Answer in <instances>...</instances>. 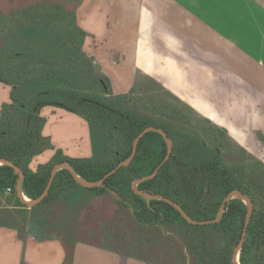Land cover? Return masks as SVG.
Masks as SVG:
<instances>
[{"label": "crops", "instance_id": "crops-1", "mask_svg": "<svg viewBox=\"0 0 264 264\" xmlns=\"http://www.w3.org/2000/svg\"><path fill=\"white\" fill-rule=\"evenodd\" d=\"M136 1L104 0L106 6L112 5V15L117 21L111 36L120 35L121 46L126 47L127 53L131 52L134 37L140 34L142 13L146 12L147 27L149 25L155 35L151 46L156 55L155 62L169 59L190 76L200 74L204 86L202 100H219V108L212 112L227 121L230 128L225 130L236 141L240 155L264 163V43H251L244 39L237 44L239 39L236 38L264 36V29L256 26V11H244L241 0ZM245 3L256 6L262 1L245 0ZM90 20L94 23L90 30L97 37L103 28V17L94 11ZM248 20L250 24L254 23L244 26ZM131 31L135 35L129 40L122 38ZM59 41L57 37L55 46L60 45L57 44ZM74 44L63 42L71 52L75 50ZM55 46L47 49L37 45L36 49L58 52ZM30 49L26 46L25 51ZM125 56L127 60V54ZM247 61L249 66H244L242 76L249 78V82L257 85L259 90L247 88L246 83L236 77V68ZM118 65L129 69V63ZM137 66L146 64L140 59ZM192 68L198 69L195 75ZM130 72L126 70L125 75L131 74L133 86L139 78L135 81V71ZM142 72L139 82L146 83L148 79L145 76L149 75ZM120 73L116 72V80L112 79L118 85L122 82L119 80ZM236 84L240 86L236 87ZM115 88L118 89L117 85ZM9 95L10 87L0 82V113L2 105L9 102ZM40 115L46 119L42 135L50 140L51 147L32 159L30 170L35 171L39 165L48 163L56 150L70 159L91 160L87 136L65 124L66 121L76 120L86 130L85 122L76 115L51 106L44 107ZM208 120L214 124L217 121L210 117ZM233 129L235 134L231 133ZM93 195L99 196L101 205L107 210L120 215V205L106 192L89 190L80 184L66 191L55 189L47 199L35 205L31 204L32 200L24 195L22 189L20 194L15 189L3 193L0 196V264H160L154 259L161 255L158 239L137 235L138 231L143 233V225L134 222L132 228L137 236L120 238L110 236L108 214L102 215L107 219L104 222L94 221L97 212L91 204H86ZM62 200L66 204H62ZM82 211L87 212L89 218L84 224ZM82 233L86 235L81 236ZM135 243L137 250L133 247Z\"/></svg>", "mask_w": 264, "mask_h": 264}, {"label": "flooded vegetation", "instance_id": "flooded-vegetation-1", "mask_svg": "<svg viewBox=\"0 0 264 264\" xmlns=\"http://www.w3.org/2000/svg\"><path fill=\"white\" fill-rule=\"evenodd\" d=\"M81 38L80 35L76 39L71 55L64 49L62 65L69 58L78 80L91 75L88 91L80 96V103L97 106L105 115L109 163H117L116 167L122 164L119 169L123 170L120 180L100 188L109 195L114 190L120 196V200L113 196L112 199L122 210L131 211L132 221L149 228V238L157 239L160 227L164 226L180 232L186 242L192 238L207 249L214 234L230 242L222 230L233 219L240 228L233 237L234 249L245 229L241 252L255 235V227L264 226V163L245 161L228 132L210 125L198 111L195 118L191 115V121L179 114L176 107L158 104L150 96L142 100L138 97L141 92L114 93L110 78L93 73L86 59L78 54ZM119 127L121 136L117 134ZM130 130L138 132L132 140ZM240 196L252 205L247 226L248 204L242 203ZM236 204L244 212L242 217H236L235 209L228 219L230 207Z\"/></svg>", "mask_w": 264, "mask_h": 264}, {"label": "rangeland", "instance_id": "rangeland-1", "mask_svg": "<svg viewBox=\"0 0 264 264\" xmlns=\"http://www.w3.org/2000/svg\"><path fill=\"white\" fill-rule=\"evenodd\" d=\"M256 1H262V3H258L255 6L251 5L250 3H245V0H241L240 2L242 3V9L244 11H256V26L257 28L264 29V0ZM131 7L135 9L138 8L137 6ZM112 10V5L106 6L104 4V0H0V59L6 58V54L8 53L7 51L14 53L27 52L25 51L26 46L33 50H37V45H41L43 48L52 49L57 42V37H59L60 41L57 44L60 45L55 46L59 51L56 52L55 55L56 58L63 60L65 57L64 49H66V47L63 45V42L65 41L73 44L72 41L67 39V35L69 33L73 36L76 35V39L81 35L83 41H81V47L77 46L78 54L82 59H86V62L88 66H91L90 70L93 73L95 72L101 77H109L111 82L112 79L116 80L114 77L116 72H121L123 74L122 75L120 73L121 75L119 77V80L121 79L122 81L121 84L118 85L114 81L112 82V89L114 93L141 92L142 95L138 97L142 98V100L143 98L150 96L158 104H165L171 108L176 107L178 108L179 114H185V116L191 121L193 117L199 112L203 119H205V117L207 119L208 117L212 118L213 120L216 119V124L209 122L210 125L214 126L215 128L222 131H226L225 129L228 127L230 128L225 119L220 118L218 115L215 116L214 112H212V110H217L216 108L220 106L219 100H216L215 98L214 100L211 98L209 102L202 100L204 86L202 85V77H200V74L198 76H190L188 73H186L185 69H183L181 66H177L176 62L170 61L169 59H165L163 62H155L156 55L154 54V50H152L151 47L152 44H154L155 35L153 32H151L149 25L147 27L148 21L144 17L145 14L147 15V13H142L140 34H137L134 37L135 41L131 46L132 51L127 53L125 50L126 47H122L121 43L119 42L120 35L118 37L111 36L114 28H116L117 22L115 18H113L114 15H112ZM94 11H98L103 17V28L101 30V34L97 37L94 36L91 31L94 23H92L90 17ZM253 23L254 22L252 21V24ZM238 24L241 25L240 22H238ZM252 24H250L248 20L245 22L244 26L249 27ZM133 34L135 35L134 31H131L128 33L127 37L124 36L122 38L129 40ZM236 38L239 39H237V44L244 42L242 41L244 39L249 40L251 43H264V36L260 35H256L254 37L240 36ZM125 46H128V44ZM126 54L128 57L127 60L125 59ZM140 59L146 64V66H137L138 60ZM120 63H129V69L125 67H118V64ZM244 66H249L248 61L246 63H241L240 66L236 68V71H238L236 77H240L239 79L241 82L244 81L246 83L247 88L251 87L252 89L256 88L255 90H259L257 85L249 82V78L242 76L245 73ZM126 70L128 72L131 71L130 73H132L133 70L135 71V81H137L138 78L140 81V77H142L140 74L143 73V70L149 75L145 76L148 81L146 83H140L138 81V83L135 82L132 86V76L130 74L126 77ZM196 70L198 69L192 68L194 75ZM2 76L3 78H6V75ZM75 76L76 78L79 77V75L76 73ZM89 76L91 77V75ZM90 77H81L79 80L77 79L75 84L76 88L79 89L78 92H80V95L85 94V92L88 91L86 87H89ZM116 85L118 89L115 88ZM239 86L240 84H236V87ZM230 87L232 86L230 85ZM131 88L134 89L130 90ZM71 102L72 100H69L68 103ZM58 109L76 115L80 121L86 123L87 128L85 130L78 124L76 120L65 122V124H67L70 128H73L75 132H81L80 134L87 136L91 149V160L88 161H91L92 163L103 162L108 155L107 139L104 136L105 132L107 133V130L105 128L100 130V128H97L96 125L90 123L85 117L73 112H69L62 108ZM231 133L235 134L234 129L231 130ZM242 133L246 132L243 131ZM237 135L239 134L236 131V136ZM241 157L244 158L245 161L250 160L255 162V160L249 156L246 157L245 155L241 154ZM108 197L111 199L112 195L108 194ZM237 197L238 196L236 195V200ZM242 203L245 205L247 204L245 200ZM62 204L66 203L62 200ZM86 204H91L93 209L97 212L96 219H90H95L94 221L98 223L101 221L104 222L108 219V221L111 223V227H109V229L111 228V231H109L110 236L120 238H131L137 235H144L146 238L147 236H150L148 234L149 228H145L143 233L138 231L139 233L136 235V231H133L132 228L134 226V221L131 220L130 210H122V208L119 206L121 212L120 215H118L116 212L107 210L105 207H103L101 205L99 196L95 195H93L91 201H88V203L86 202ZM100 210L102 212H99ZM105 213L108 214L107 219L105 216H102ZM87 214V212L82 211V224H84L87 219H89L87 218ZM104 228L106 230V227ZM85 235L86 234L84 233L81 234V236ZM159 235L160 236L157 237L159 241V247H157L160 248L161 255L158 257L159 259L157 256L154 258L156 263L198 264L193 254L188 251L187 242L180 232L162 226L160 227ZM208 244H212L214 250L216 251L227 245L226 241L220 238L217 234H214L209 239ZM134 245H136L133 246L134 249L137 250V244L135 243ZM151 247L152 246H150V248ZM229 249L232 253L234 251V245L230 246ZM237 254L238 256L235 264H241L239 250ZM146 256L149 257V255ZM246 260L249 262V257L246 258Z\"/></svg>", "mask_w": 264, "mask_h": 264}, {"label": "trees", "instance_id": "trees-1", "mask_svg": "<svg viewBox=\"0 0 264 264\" xmlns=\"http://www.w3.org/2000/svg\"><path fill=\"white\" fill-rule=\"evenodd\" d=\"M74 36L69 33L67 39L76 42ZM7 52L6 58L0 59V82L9 85L11 92L9 102L2 105L0 113V160L9 161L22 170L24 179L21 189L24 195L31 200L37 199L44 191L54 166L64 162L69 163L76 174L88 183L99 181L113 170L117 163L111 165L109 163L110 146L106 132L104 136L107 139L108 155L101 163L70 159L63 156L61 151L56 150L48 163L39 165L35 171L29 169L32 159L51 147L50 140L42 135L46 122V119L40 115L42 108L54 106L73 112L85 117L100 130L104 128L107 130L105 115L101 114L97 106L80 103L81 95L75 84L77 82L76 71L70 65L69 58H65L67 62L63 66V60L56 58L54 50L30 49L25 53ZM72 53L69 51V55ZM2 75H6V78ZM69 100L72 102L68 103ZM83 108H86L88 112ZM129 133L130 140L135 138L134 134L138 135L135 130H130ZM117 134L121 136L120 127L117 129ZM122 172L123 170L119 169L114 175L105 179L103 187L108 182L120 180L123 177ZM17 180L18 174L11 167L0 164V190L11 188L13 191ZM78 185L68 170L60 169L56 173L49 195L55 189L66 191ZM89 190L105 192L100 187ZM235 209L236 217L238 214L242 217L244 212L241 206L236 204V207H230L227 213L228 219L232 218ZM260 216L256 217L260 219ZM135 219L139 220L137 214H135ZM238 230L240 231V228L237 227L235 221L230 219L228 227L222 230V234L230 239L227 245L216 251L212 244H208L206 249L205 245L188 238V251L193 254L198 264H231L229 247L234 245L233 237ZM255 230L256 233L252 236V240L246 242L240 252L241 264H264V226L258 224ZM248 257L249 262L246 260Z\"/></svg>", "mask_w": 264, "mask_h": 264}, {"label": "water", "instance_id": "water-1", "mask_svg": "<svg viewBox=\"0 0 264 264\" xmlns=\"http://www.w3.org/2000/svg\"><path fill=\"white\" fill-rule=\"evenodd\" d=\"M142 136V134L136 139L135 141V145L137 144L139 138ZM0 164H4V165H7L9 167H11L14 172L16 174H18V180H17V183H16V186H15V190L20 194L21 193V184H22V181L24 179V173L22 172V170L15 166L13 163L9 162V161H4V160H0ZM122 164L118 165L116 168H114L112 171L108 172L102 179H100L99 181L97 182H92V183H88L86 182L85 180H83L80 176H78L75 172V170L72 168V166L67 163V162H64V163H61V164H58V165H55L54 168L52 169L51 171V175H50V178H49V181L44 189V191L41 193V195L35 199V200H32L31 201V204L32 205H35V204H38L40 202H42L43 200H45V198L49 195V192H50V189H51V186L53 184V181L55 179V176H56V173L60 170V169H66L68 170L71 175L73 176V178L75 179V181L80 184L81 186L85 187V188H89V189H92V188H98L100 186H103V183H104V180L107 179L109 176H111L112 174H114L121 166ZM109 193L115 198V199H118L120 200V196L114 191V190H110ZM243 200L246 201V203L248 204V208H247V214H246V226H247V222L249 220V217L252 213V205H251V202L249 199L243 197V196H240ZM199 224H203V223H199ZM244 235H245V229H244V232L242 234V238L238 244V246L234 249L233 253H232V264H235L236 260H237V256H238V250L241 248L242 244H243V241H244Z\"/></svg>", "mask_w": 264, "mask_h": 264}, {"label": "built area", "instance_id": "built-area-1", "mask_svg": "<svg viewBox=\"0 0 264 264\" xmlns=\"http://www.w3.org/2000/svg\"><path fill=\"white\" fill-rule=\"evenodd\" d=\"M12 191V189L11 188H6V189H4L3 191L2 190H0V196L3 194V193H9V192H11Z\"/></svg>", "mask_w": 264, "mask_h": 264}]
</instances>
